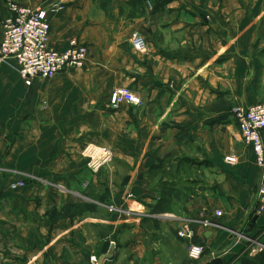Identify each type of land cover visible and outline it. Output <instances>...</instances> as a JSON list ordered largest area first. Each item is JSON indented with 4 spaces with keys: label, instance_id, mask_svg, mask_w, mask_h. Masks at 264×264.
I'll use <instances>...</instances> for the list:
<instances>
[{
    "label": "crops",
    "instance_id": "crops-1",
    "mask_svg": "<svg viewBox=\"0 0 264 264\" xmlns=\"http://www.w3.org/2000/svg\"><path fill=\"white\" fill-rule=\"evenodd\" d=\"M139 1L145 14L127 28L121 19L112 22L116 10L108 16L97 0H0V42L13 2L47 11L53 48L63 52L76 39L91 55L83 69L54 78L47 92L46 81L26 87L13 60L0 65V132L11 145L8 151L0 140V264H90L111 247L112 258L102 264H187V243L176 236L187 221L192 243L205 248L200 264H264L260 170L231 113L264 97V68L255 52L264 48L257 42L264 36V0ZM130 28L141 31L147 56L130 49ZM121 87L142 104L109 110V94ZM40 103L39 116L83 117L51 128L39 120L23 126ZM79 129H100L97 145L134 172L122 191L106 168L83 170ZM231 155L234 164L225 161ZM182 168L198 178L177 183ZM153 171L166 176H141ZM85 173L84 197L78 181ZM26 178L44 185L25 188L22 200L12 197L7 185ZM52 207H70L73 214L50 217ZM202 220L210 222L207 228Z\"/></svg>",
    "mask_w": 264,
    "mask_h": 264
},
{
    "label": "built area",
    "instance_id": "built-area-1",
    "mask_svg": "<svg viewBox=\"0 0 264 264\" xmlns=\"http://www.w3.org/2000/svg\"><path fill=\"white\" fill-rule=\"evenodd\" d=\"M7 9L9 14L3 20L1 27L0 65L13 60L18 76L26 87L31 86L35 80L51 81L58 74L69 69L84 68L89 56L88 45L73 39L69 42L67 50L63 52L50 45V23L47 11L32 9L13 2H8ZM130 43L135 52L140 54L147 52L146 42L138 32L131 35ZM110 102L114 107L141 104L139 96L128 87L114 90L110 96ZM231 113L239 124L238 133L241 142L252 150L260 170L256 192V208L259 209L264 203V144L262 141L264 103H257L248 108L241 105L235 106ZM225 161L234 164L236 158L231 155L226 157ZM18 184L23 185L21 182ZM220 216L221 212L215 213V217ZM200 224L207 228L210 222L202 220ZM176 235L187 243V264H200L205 248L192 243L195 235L193 224L188 221L182 223ZM97 262L95 257L90 258V264H97Z\"/></svg>",
    "mask_w": 264,
    "mask_h": 264
},
{
    "label": "rangeland",
    "instance_id": "rangeland-1",
    "mask_svg": "<svg viewBox=\"0 0 264 264\" xmlns=\"http://www.w3.org/2000/svg\"><path fill=\"white\" fill-rule=\"evenodd\" d=\"M112 1H115V3L112 4ZM97 5L101 10L106 11L108 16L110 15L108 12H110L112 9L116 10V15H114V16L111 15L110 18H111V21L115 22V23L117 21H119V19H121V21L123 22V23L122 22L120 23L121 27H127V28L130 27L129 24H132L133 21L136 19L142 18V16L145 14V12L142 8L141 2L139 0H129L128 3H126V4H123V2H119V0H97ZM141 29L145 30L147 28L141 27ZM135 31H136V29L134 30L133 28H130V32L128 33V37H127L128 45H129L130 49L132 50V52L134 53V55L138 54V55L147 56L148 55V46H147V52L145 54H140V53H137L133 50V47L130 43V37L133 33H135ZM139 32H141V31L138 30V33ZM257 42L259 44H262V43L264 44V36L260 35L257 39ZM146 45H147V43H146ZM255 52H256V56L258 57V59L260 61L261 67L264 68V48L262 47L260 49H257ZM90 56L91 55H90V48H89L88 59L90 58ZM63 73H66V71L58 74V76L62 75ZM71 74H73V73H71ZM76 74H78V73H76ZM53 81H54V79H53ZM53 81L51 80V81H46L45 83H43V89H44L43 91L47 92V91L53 90L55 87V84L53 83ZM262 82L263 83H262L261 88H262V94H263L264 93V80H262ZM111 94L112 93H110L108 98H107L106 106L109 110L114 111V110H117L118 107H114L111 105V102H110ZM260 103H264V97L262 98ZM64 105L70 106L71 103L69 101H67ZM140 105H138V106H140ZM42 106H45V104L40 103V105L38 107V108H41L40 110L37 109L38 111L32 112L31 115H27L26 117H24L21 121L22 125L26 127V125L29 124L30 122H37L39 120V122L41 124H44L46 127L51 128V127H54L56 124L57 125L58 124H64V125L69 124L70 120H72V119L75 120L76 118L81 119L83 117V115L72 116L70 114L58 117L55 114H50L49 111L47 113L46 112L41 113L39 116L36 114V112L37 113L39 111L42 112L43 111ZM60 121H62V122H60ZM98 122H100V121H98ZM236 122H237V120H236ZM237 129H239L238 122H237ZM80 130L81 129H79V138H80V140H83L84 142H83L82 147H80V151H79L80 161L79 162H81L80 164H82V162H84V164H86L85 166H83V168H84L83 170H89L91 173L96 174L100 170H102L103 168H106V169H104L105 173L108 172V170L111 172V175H112L111 180H112L113 184H115L116 187L119 188L120 191H122V189H124V187L127 186L131 180H133L134 172L129 169V166L127 164L122 163V162H120V160L115 158L113 156V153L108 148H104V147L97 145L98 143H96L95 139H98L100 137V129H98V131H95V132L93 130H91V131L90 130L80 131ZM117 130H118V126L114 125L113 127H111V136H110L111 138L115 137V134L118 132ZM92 133H94V135ZM18 134H20V133H18ZM88 135L89 136L93 135V137L90 141H87L86 137H88ZM1 139H3L4 142L6 143L7 150H8L11 147V145L9 144L10 141H8L9 139H6V141H5V137L3 136V132H0V140ZM93 139H94V142L92 141ZM186 170L187 169H183V168L180 170L183 176L179 180H177V183H180V184L183 183L182 180L187 179L189 176L195 177L196 179L198 178V174L196 172L186 173ZM82 173L84 174V171ZM143 174L141 175L142 177L143 176L145 177L147 175V177L150 178L153 175L154 179L155 178L158 179V177H159V179H161L163 177V175L166 176V171H165V173L160 172V171H157V172L153 171V172H148L146 174L145 173H143ZM159 174H160V176H159ZM52 175H54V174L52 173ZM137 176L141 177L139 174ZM85 178H86V173H85L84 177L82 178V180L79 179V181H78V185L81 187V189H84L82 191V196H84V197L86 196V192H87L85 190L86 189V179ZM48 181L50 182L49 187L54 185L55 181L53 178H51ZM20 182L23 185H19L18 183H20ZM40 184L44 185V184H42V182L39 183V180L29 179V178H26L24 181L14 180L7 185V190H8V193L12 197L17 198L18 200L19 199L22 200V197L24 196V193H25V191H24L25 188H32L31 186H33V185L40 186ZM106 184H107V182L105 181V183H104L105 187H106ZM104 197L106 198V195H104ZM35 198H37V197H35ZM101 198H102V196H101ZM95 199H97V197H95ZM0 201H1V199H0ZM46 202H48V203L54 202V198L49 197V199ZM46 213L50 217H54L55 215H60V214L62 216H65V217H71V215L73 214V210L70 207H62L60 210L56 209L55 207H52L51 209L47 210ZM83 213L85 214V211ZM83 213H82V215H83Z\"/></svg>",
    "mask_w": 264,
    "mask_h": 264
},
{
    "label": "water",
    "instance_id": "water-1",
    "mask_svg": "<svg viewBox=\"0 0 264 264\" xmlns=\"http://www.w3.org/2000/svg\"><path fill=\"white\" fill-rule=\"evenodd\" d=\"M114 247H111L107 254L101 256L97 262V264H102L104 260H109L113 256Z\"/></svg>",
    "mask_w": 264,
    "mask_h": 264
}]
</instances>
